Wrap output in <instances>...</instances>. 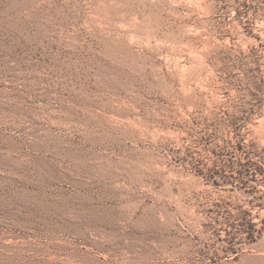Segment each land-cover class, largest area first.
I'll return each instance as SVG.
<instances>
[{"label":"rangeland","instance_id":"obj_1","mask_svg":"<svg viewBox=\"0 0 264 264\" xmlns=\"http://www.w3.org/2000/svg\"><path fill=\"white\" fill-rule=\"evenodd\" d=\"M0 264H264V0H0Z\"/></svg>","mask_w":264,"mask_h":264}]
</instances>
